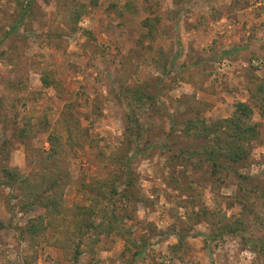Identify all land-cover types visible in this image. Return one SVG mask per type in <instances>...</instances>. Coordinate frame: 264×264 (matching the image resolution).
I'll use <instances>...</instances> for the list:
<instances>
[{
  "label": "rangeland",
  "instance_id": "rangeland-1",
  "mask_svg": "<svg viewBox=\"0 0 264 264\" xmlns=\"http://www.w3.org/2000/svg\"><path fill=\"white\" fill-rule=\"evenodd\" d=\"M262 84L264 0H0V264H264ZM239 101L198 163L181 122Z\"/></svg>",
  "mask_w": 264,
  "mask_h": 264
},
{
  "label": "trees",
  "instance_id": "trees-1",
  "mask_svg": "<svg viewBox=\"0 0 264 264\" xmlns=\"http://www.w3.org/2000/svg\"><path fill=\"white\" fill-rule=\"evenodd\" d=\"M147 26L150 32L152 25L149 23ZM258 87L259 93L262 95L264 84ZM128 92L134 93V90H129ZM150 97L152 98L151 95ZM251 113V107L246 102L239 101L234 104L233 112L229 117L211 123L207 122L202 116H199V113H196L193 117L186 118L181 122L183 123L181 132L183 135L194 140V145H192L189 155L199 158L198 163L209 159L211 166L215 170L221 169L225 165L224 162L220 161L221 159L228 162H235L240 159L244 151L242 143L249 142L258 135L256 124H248L246 122ZM170 121L171 125H173L172 130H174L175 123L177 122L176 117H170ZM22 180L20 182L28 187L24 182L25 179ZM213 216L215 217L213 213H208L205 216L199 215L196 222H207L212 230L222 229L225 231L227 229V234L236 235L232 233L238 229V221L241 220L237 219V221H233L232 223L228 220L227 224L221 220L219 221V219L213 221ZM180 242L181 239L178 237L177 243Z\"/></svg>",
  "mask_w": 264,
  "mask_h": 264
},
{
  "label": "built area",
  "instance_id": "built-area-1",
  "mask_svg": "<svg viewBox=\"0 0 264 264\" xmlns=\"http://www.w3.org/2000/svg\"><path fill=\"white\" fill-rule=\"evenodd\" d=\"M225 62V64H224ZM228 63L230 64L229 60H222V62L220 63V65L223 67L224 65L228 66Z\"/></svg>",
  "mask_w": 264,
  "mask_h": 264
}]
</instances>
